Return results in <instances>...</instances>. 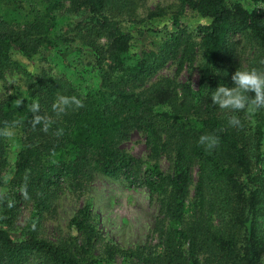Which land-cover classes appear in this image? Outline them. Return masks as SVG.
Returning <instances> with one entry per match:
<instances>
[{"label": "trees", "instance_id": "1", "mask_svg": "<svg viewBox=\"0 0 264 264\" xmlns=\"http://www.w3.org/2000/svg\"><path fill=\"white\" fill-rule=\"evenodd\" d=\"M175 1L174 12L155 9L139 19L138 0H0L6 16L16 12L23 21L14 26L0 15V130L14 124L20 136L13 195L2 194L0 176V264H101L93 254L101 242L107 263L264 264V109L249 116L211 100L220 84L234 86L239 67L264 69V0H250L251 10L232 0ZM186 11L202 22H184ZM167 16L159 44L148 41L156 35L148 21ZM169 61L177 73L196 68L198 88L160 77ZM15 70L24 74L26 90L11 95L5 74ZM68 72L81 79L92 73L97 84L79 88ZM59 95L76 96L83 107L57 114ZM34 102L46 129L32 123ZM233 115L239 127L228 124ZM133 132L144 136L154 161L143 171L121 149ZM206 135L217 137L218 146L201 144ZM10 148L0 134V172ZM164 156L170 173L158 166ZM97 174L143 187L156 199L159 251L107 239L88 197L69 222L68 238H41L32 221L16 228L19 203L32 205V219L42 217L65 192L87 196Z\"/></svg>", "mask_w": 264, "mask_h": 264}, {"label": "rangeland", "instance_id": "2", "mask_svg": "<svg viewBox=\"0 0 264 264\" xmlns=\"http://www.w3.org/2000/svg\"><path fill=\"white\" fill-rule=\"evenodd\" d=\"M239 2L246 9H252L250 0H232ZM178 3L175 0H138L136 5V16L139 19L145 18L146 14L155 9H167L169 12L177 10ZM0 15L6 16L3 6L0 5ZM6 16L14 26L22 25L20 14ZM187 24H196L202 22L194 13L186 11L182 17ZM170 26V17L148 21L147 28H153L156 35H148L147 40L159 44L158 36H163L166 29ZM63 31V30H62ZM76 53H70L68 60H76ZM52 64L56 66L57 71L65 72L66 68L62 61L54 60ZM160 77L176 79L178 83H189L196 90L198 88L199 75L197 69H182L177 73V65L172 61L166 63L158 72ZM72 84L79 88H93L96 86V77L89 73L85 79L75 77L71 72L67 73ZM6 88L9 94L23 93L26 90L25 77L20 71H9L5 74ZM9 138L11 148L8 154V165L2 169L0 176L4 178L5 188L3 195H13L10 190V181L13 177V167L15 156L18 151L17 140L19 134L14 131V135ZM121 149L129 156L139 160L142 163V171L148 166H152L154 161L149 156V150L145 144L144 136L139 132H133L130 137L121 144ZM158 166L164 173L171 172L170 161L164 156L158 160ZM193 181L196 179V168L193 169ZM87 196L73 195L68 192L63 193L55 202V210L42 214V217L32 219L33 207L30 203H19L17 211L16 228L26 226L29 221L34 222L38 228L41 238L56 242L61 238H68L70 235L69 222L74 214L84 205L88 197L93 204V214L98 221L102 233L107 239L117 242L125 249H135L138 246L150 247L153 251H159V239L154 232L155 224L160 217L159 205L154 198H150L148 192L143 187L128 186L121 179H110L102 175H95L93 182L89 185ZM193 195V188L190 189V197ZM103 242L98 244L94 251L95 258L101 261V264H120L119 260L115 263H107L103 260L102 246Z\"/></svg>", "mask_w": 264, "mask_h": 264}, {"label": "clouds", "instance_id": "3", "mask_svg": "<svg viewBox=\"0 0 264 264\" xmlns=\"http://www.w3.org/2000/svg\"><path fill=\"white\" fill-rule=\"evenodd\" d=\"M231 79L234 83L233 87L220 84L211 93V100L219 109L231 110L233 112L243 111L249 116L254 115L260 109H264V69L239 67ZM250 93L254 95H249ZM73 106L80 108L83 107V104L76 96L59 95L53 102L52 108L57 114H60ZM29 111L33 114V125H38L43 122L46 129L48 120L39 115V103H32ZM240 123L241 121L236 115L228 119L230 126L239 127ZM14 127V124L6 125L5 129L0 130V134L11 137L14 135ZM199 142L204 144L209 150L219 144L218 138L212 135L201 136ZM24 195L27 198L26 191ZM8 206H12L11 201L8 202Z\"/></svg>", "mask_w": 264, "mask_h": 264}]
</instances>
